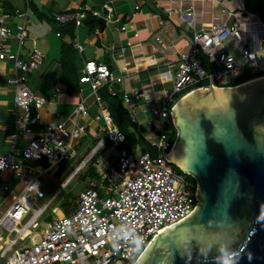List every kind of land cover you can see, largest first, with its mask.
Here are the masks:
<instances>
[{
    "label": "built area",
    "instance_id": "2783aa9c",
    "mask_svg": "<svg viewBox=\"0 0 264 264\" xmlns=\"http://www.w3.org/2000/svg\"><path fill=\"white\" fill-rule=\"evenodd\" d=\"M30 6L28 0L25 9L15 10L14 15L23 21L15 30L4 21L11 15L0 16V61L11 62L18 72L8 81L15 89V106L23 110L22 116L15 117L16 131L9 136L11 149L0 155V176L12 172L22 182L21 190L9 205L0 209V264H135L160 231L189 217L200 200L196 196L197 182L188 179V173L174 168L166 157L173 146L170 128L173 121L166 102L196 86L223 87L243 72L264 75V24L244 18L231 25L217 22L195 30L188 48L174 61L172 88L161 99H146L144 92L137 89L121 95L130 121L144 127L142 137L154 153L143 150L136 156L135 149L120 146L125 134L112 121L99 91L109 86V94L118 96L110 85L122 82L123 76L116 75L105 64L86 62L79 82L91 89L99 110L96 119L105 123L104 135L61 182L60 188L67 187L92 160L96 176L84 182L74 212L46 221L42 217L61 189H56L51 199L39 203L45 197L41 176L76 156L78 142L87 133L82 119L88 108L85 101L77 102L67 119L44 124L40 134L29 139L20 151L15 150L19 136L32 133L31 125L39 122V115H32L31 110H39L47 102L27 85L29 74L43 60L36 39L30 38L28 58L19 57L28 39L25 21ZM138 8L134 7L132 17ZM103 9L106 21L117 22L110 4ZM88 12L100 16L99 10L78 6L75 12L54 17L60 24L73 20L79 26ZM184 15L190 16V12L185 11ZM121 29L125 30V25ZM11 38L17 41L16 52L6 45ZM244 38L257 42L258 48L241 45ZM74 46L82 50L80 45ZM233 50H237V56ZM202 54L208 67L202 64ZM172 63L164 61L163 65ZM141 100L151 106L141 108ZM138 109L144 122L137 116ZM105 146V154H100ZM106 156L114 162L106 160ZM33 162L44 165L36 168ZM5 190L9 192L8 187ZM4 201L0 202V208Z\"/></svg>",
    "mask_w": 264,
    "mask_h": 264
},
{
    "label": "crops",
    "instance_id": "0c3cea01",
    "mask_svg": "<svg viewBox=\"0 0 264 264\" xmlns=\"http://www.w3.org/2000/svg\"><path fill=\"white\" fill-rule=\"evenodd\" d=\"M27 1L0 0V16L11 15L4 21L12 30L23 22L14 15L15 10L25 9ZM106 4L111 5L117 22L106 21L103 9ZM136 5L139 8L132 17ZM78 6L99 10L100 16L90 13L79 26H76L73 20L65 24L55 20L54 14H69L75 12ZM30 8L31 11L25 21V33L28 36L27 41H31L30 38L36 39L37 49L43 54V60L39 67L29 74L27 85L46 98L47 102L39 110H31L32 115H39V122L31 125L32 133L19 136L15 142L17 151H20L29 139L40 134L44 124L67 119L77 102L81 100L85 101L88 108V114L82 119L87 126V133L79 140L77 149H82V143L87 136L89 137L87 144H90L104 135L105 123L103 119H96L99 110L91 95V89L88 84L78 81L86 62L105 64L116 75L123 76L122 82L110 85L119 93L117 98L122 107L125 106L121 95L135 89L143 91L146 99L154 97L161 99L172 86L176 69L174 61L179 53L185 52L188 48L195 30L207 28L217 22L231 25L243 21L244 18L259 21L254 14L245 10L243 0H31ZM185 11L190 12V16L184 15ZM99 18H103L104 24L98 22ZM122 25H125V30L121 29ZM135 32L138 33L137 36L134 35ZM27 41L20 50L19 57L22 60L28 58L31 50V43ZM75 44L80 45L82 50H78ZM6 45L15 52L18 48L17 41L13 38L8 39ZM241 45L246 48H258L257 42L248 38H244ZM227 46L231 49L230 44ZM233 53L238 55L237 50H233ZM60 59L66 61L68 69L58 66ZM204 60L206 61L202 54L201 61ZM164 61L173 62L172 66L163 65ZM17 73L11 62L0 61V155L11 149L9 136L16 131L15 117L23 115V110L15 106V89L8 81ZM255 75L243 72L219 88L237 86L245 82L242 81L245 76H262ZM57 88L59 91H56ZM107 89L109 92V86ZM101 98L108 107L106 99L102 96ZM141 101V108L151 106ZM110 116L113 121L111 113ZM138 118L141 122L145 121L140 109ZM143 150L150 151L151 148L148 146L142 148ZM17 158L22 161L21 155L17 154ZM32 165L41 168L44 162H33ZM47 173L43 174L41 179ZM16 177L12 172L0 176V202L5 200L1 210L6 208L5 205H9L11 198L21 190L22 182ZM5 187L9 188V192H6ZM56 189L58 188H55L47 199L42 189L45 197L39 199L40 203L51 199ZM60 195L61 192L57 197ZM60 205L64 206V210L62 209L63 212L59 216L47 215L48 207L42 219L51 221L55 217L74 212L77 208V196L76 200L72 201L62 199ZM57 208H52L51 211L55 212L60 207Z\"/></svg>",
    "mask_w": 264,
    "mask_h": 264
},
{
    "label": "water",
    "instance_id": "95a60500",
    "mask_svg": "<svg viewBox=\"0 0 264 264\" xmlns=\"http://www.w3.org/2000/svg\"><path fill=\"white\" fill-rule=\"evenodd\" d=\"M165 105L177 130L166 157L195 178L200 200L135 264H264V75Z\"/></svg>",
    "mask_w": 264,
    "mask_h": 264
},
{
    "label": "rangeland",
    "instance_id": "374dc122",
    "mask_svg": "<svg viewBox=\"0 0 264 264\" xmlns=\"http://www.w3.org/2000/svg\"><path fill=\"white\" fill-rule=\"evenodd\" d=\"M252 19H255V18H252ZM256 21V20H255ZM28 40V39H27ZM26 40V41H27ZM25 41V42H26ZM28 43L31 41H27ZM28 45V44H27ZM25 46V45H24ZM30 48H31V44H30ZM254 76H256L255 74H253ZM253 76V77H254ZM207 84V83H206ZM205 84V85H206ZM172 88V86L169 87L168 91H170ZM184 92V91H183ZM182 92V93H183ZM182 93H178L176 95V97H178L179 95H181ZM138 116V114H137ZM130 129H135L134 127H131ZM134 141L137 142L138 139H139V135L135 134L134 133ZM89 137L87 136L86 139H84V142L82 143V149H77V152L78 154L69 159V160H66L64 161L63 163L57 165L56 167H54L53 170H51L50 172H48L42 179H41V182L43 183L42 185V189L44 190V192L46 193V199L53 193V190L55 188H59L60 185H61V182L69 175V173L72 171V169L77 165V163L82 160L83 158H85V156L89 153V151L91 150V148L94 146V143H90V144H87V141H88ZM175 141V139H174ZM145 144V143H143ZM121 147L127 149V150H131L128 148V145H124V144H120ZM142 147L144 149V146H140V145H137L136 147V151H135V155L136 156H139V154L141 153L142 151ZM106 149L107 147L105 146L102 151L100 152V154H105L106 152ZM171 150V149H170ZM152 153H154V151L151 149L150 150ZM170 152V151H169ZM115 155H116V152H115ZM106 160H109L110 162H114V159L109 157V156H106ZM94 161L95 160H92L90 161L86 166L85 168L77 175L76 178H74V180L65 188H61V195L59 197H57L54 202L52 204H50L49 206V210L47 212V215L48 214H51V215H55V216H59L60 213H62V209L64 208L63 205H60V201L62 199L64 200H70L72 199V197H76L78 196L79 192L84 188V184L83 182L84 181H87L88 179H91V178H94V176L91 175V172H95V165H94ZM173 166H175V164L173 163ZM188 177V176H187ZM17 180H19L18 177H16ZM196 182V181H195ZM20 190V188H19ZM18 190V191H19ZM45 199V200H46ZM72 201V200H71ZM41 202V200H39V203ZM10 203V201H9ZM8 203V204H9ZM5 206H8V205H5ZM3 207V206H2ZM55 207H60L57 211L55 212H52V208H55ZM64 210V209H63Z\"/></svg>",
    "mask_w": 264,
    "mask_h": 264
},
{
    "label": "trees",
    "instance_id": "16d2710c",
    "mask_svg": "<svg viewBox=\"0 0 264 264\" xmlns=\"http://www.w3.org/2000/svg\"><path fill=\"white\" fill-rule=\"evenodd\" d=\"M243 1H244L245 10L249 13L254 14L257 17V19L264 24V0H243ZM89 14L90 12L86 14V17ZM202 64L208 67L207 61L204 60ZM58 66L63 67V69H68L66 61L64 60L62 61L61 59L59 60ZM252 77L253 76H245L242 81H247L251 79ZM100 96L106 99L108 107H109L108 109L110 110L113 121L115 122L117 127L125 134V140L122 144L128 145V148L131 150L136 149L137 145H140V146L143 145L144 149L148 148L147 144L145 143L144 138L142 137V133L144 132V127L142 125L133 124L130 121V118L128 116L127 111L125 110V107H122L117 96L112 97L108 92L107 86H104L102 89H100ZM131 127L135 128L133 129L134 131L130 129ZM170 128L172 129L171 141H174V139H176V136H177V130L173 123H170ZM134 132H136V134L139 135V139L137 142H135L133 138ZM174 168L180 171V169L177 166H174ZM91 175L95 177L96 172L94 173L91 172ZM188 179H190L192 182L196 181L195 178L192 177L191 175H188ZM70 200H76V197L73 196L72 199Z\"/></svg>",
    "mask_w": 264,
    "mask_h": 264
},
{
    "label": "clouds",
    "instance_id": "9594fccd",
    "mask_svg": "<svg viewBox=\"0 0 264 264\" xmlns=\"http://www.w3.org/2000/svg\"><path fill=\"white\" fill-rule=\"evenodd\" d=\"M80 161H81V160H80ZM80 161H79V162H80ZM79 162H78V163H79ZM78 163H77V164H78ZM74 168H75V167H74ZM74 168H73V169H74ZM178 168H179V167H178ZM73 169H72V170H73ZM71 172H72V171H71ZM69 174H70V173H69Z\"/></svg>",
    "mask_w": 264,
    "mask_h": 264
},
{
    "label": "flooded vegetation",
    "instance_id": "af4514ba",
    "mask_svg": "<svg viewBox=\"0 0 264 264\" xmlns=\"http://www.w3.org/2000/svg\"><path fill=\"white\" fill-rule=\"evenodd\" d=\"M173 143H174V141H173Z\"/></svg>",
    "mask_w": 264,
    "mask_h": 264
}]
</instances>
